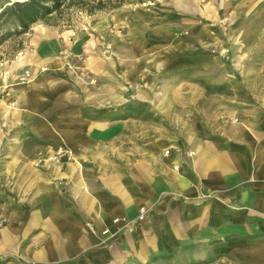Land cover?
Masks as SVG:
<instances>
[{"label":"rangeland","instance_id":"rangeland-1","mask_svg":"<svg viewBox=\"0 0 264 264\" xmlns=\"http://www.w3.org/2000/svg\"><path fill=\"white\" fill-rule=\"evenodd\" d=\"M13 1L0 0V7ZM32 50L33 71L25 64ZM32 78L34 89L47 91L33 96V131L48 128L51 138L29 131L14 94ZM0 81L2 229L7 209L20 202L21 181L73 159L55 127L79 121L72 118L78 112L82 122L116 129L117 151L132 155L145 141L166 149L195 134L213 138L259 105L264 0H125L92 15L72 12L68 22H37L0 42Z\"/></svg>","mask_w":264,"mask_h":264},{"label":"crops","instance_id":"crops-1","mask_svg":"<svg viewBox=\"0 0 264 264\" xmlns=\"http://www.w3.org/2000/svg\"><path fill=\"white\" fill-rule=\"evenodd\" d=\"M37 87L32 78L14 94L29 131L51 138L33 131V96H47ZM257 102L213 138L166 149L145 141L132 155L117 151L116 129L78 112L55 127L73 159L18 184L0 229V253L12 255L0 264H264V97Z\"/></svg>","mask_w":264,"mask_h":264},{"label":"trees","instance_id":"trees-1","mask_svg":"<svg viewBox=\"0 0 264 264\" xmlns=\"http://www.w3.org/2000/svg\"><path fill=\"white\" fill-rule=\"evenodd\" d=\"M123 2L125 0H16L0 7V42L12 34L27 33L37 22L56 25L70 21L72 12L92 15L115 9Z\"/></svg>","mask_w":264,"mask_h":264},{"label":"built area","instance_id":"built-area-1","mask_svg":"<svg viewBox=\"0 0 264 264\" xmlns=\"http://www.w3.org/2000/svg\"><path fill=\"white\" fill-rule=\"evenodd\" d=\"M168 153V151H166V154ZM173 169L174 170H177L178 169V166H173ZM145 214H146V209L145 208H142L139 210V214H138V219L139 220H142L144 217H145Z\"/></svg>","mask_w":264,"mask_h":264},{"label":"bare ground","instance_id":"bare-ground-1","mask_svg":"<svg viewBox=\"0 0 264 264\" xmlns=\"http://www.w3.org/2000/svg\"><path fill=\"white\" fill-rule=\"evenodd\" d=\"M19 1H22V0H19Z\"/></svg>","mask_w":264,"mask_h":264}]
</instances>
